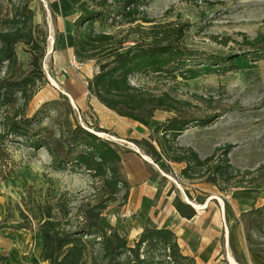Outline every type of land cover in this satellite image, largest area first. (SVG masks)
<instances>
[{
	"label": "rangeland",
	"instance_id": "obj_1",
	"mask_svg": "<svg viewBox=\"0 0 264 264\" xmlns=\"http://www.w3.org/2000/svg\"><path fill=\"white\" fill-rule=\"evenodd\" d=\"M142 3L140 19L151 23L140 20L133 27L139 26L142 31L151 26L184 27L179 45L192 57L185 70L196 71L189 77L176 73L169 79L131 80L142 94L163 103L165 110L156 112L145 124L117 115L122 134L131 139H124L125 143L113 140L116 133L100 127L91 106L99 107L101 103L87 89L89 80L98 73V63L79 62L71 45V35L63 30L64 20L72 22L78 17L71 2L34 0L31 4L34 24L48 34L43 59L48 83L29 104L27 116L32 117L44 103L57 100L61 91L69 93L80 104H88L83 114L74 108L79 122L85 127L96 125L109 132L104 133L105 137L120 146L123 156L133 154L131 148L136 145L129 140L151 138L153 129L169 119L178 116L201 121L202 126L192 125L177 144L193 148L204 160L215 156L218 162L227 156L236 172L234 178L228 183L221 182L218 188L205 180H184L180 174L183 165L167 161L160 165L148 163L145 166L153 183L144 188L146 206H138L133 200L124 206L121 195L119 203L110 205L107 218L130 241L146 228H171L184 252L200 255L201 264H228V254L239 261L241 250L246 248L253 254H264V228L262 231L254 228L251 217L246 215L264 205V49L248 45L264 36V0H143ZM17 5V0L10 3L0 0V34L7 32ZM122 30L123 36H127L129 28ZM52 37V53L56 50L53 54L49 45ZM15 47L23 70L27 71L30 62L27 47L22 44ZM5 72L6 67L0 65V81ZM49 76L57 87L51 85ZM58 110L65 113L63 108ZM3 112L0 106V133ZM50 115L44 126L53 130L58 114ZM9 148L10 159L7 166H2L7 179H0V227L24 223L18 206L24 209L23 200L30 194L40 202L64 200L71 207L93 194L92 183L85 175L54 172L47 150L34 151L25 146ZM172 188L175 190L169 196ZM178 194L183 200L187 197L191 203L208 208L197 210L199 218L194 222L183 221L172 207ZM220 201L224 202L223 206ZM31 228L0 230V249L9 248L12 240H20L32 245L30 252L35 251L41 238L37 223L33 222ZM7 254L0 252L2 256ZM23 260L25 264H44L38 259L32 261L30 256ZM0 264L6 263L0 261Z\"/></svg>",
	"mask_w": 264,
	"mask_h": 264
},
{
	"label": "trees",
	"instance_id": "obj_2",
	"mask_svg": "<svg viewBox=\"0 0 264 264\" xmlns=\"http://www.w3.org/2000/svg\"><path fill=\"white\" fill-rule=\"evenodd\" d=\"M33 1L17 0L9 28L0 34V65L6 67L0 81V106L4 111L0 133V179H7L2 166H7L10 159V146H25L34 151L45 149L54 172L85 175L92 183L93 194L82 198L75 207L64 200L40 202L30 194L23 200L24 209L18 206L24 223L3 225L0 230H31L32 223H37L41 261L45 264H197L196 259L185 255L177 234L170 228H146L138 238L130 241L108 220L106 212L110 205L119 203L122 195V203L126 206L131 195L120 146L90 130L102 134L109 132L96 125L84 128L63 95L44 103L32 117L27 116L29 104L48 83L43 71L48 34L34 24ZM69 1L78 15L74 22L75 58L82 64L98 63V73L89 80L87 89L116 115L145 124L156 112L165 110L163 103L133 86L132 79H169L176 73L183 77L195 74V70H185L192 57L179 45L184 27L151 26L144 31L139 26L133 27L140 20L151 23L140 19L143 0ZM125 27L129 31L124 37L122 29ZM18 44L27 47L30 56L27 71L18 59L15 47ZM248 45L264 49V36ZM52 112L58 114V121H53V130L44 126ZM194 124L202 126L204 123L176 116L156 126L151 138L128 142L138 146L156 165L164 161L183 165L180 174L184 180H205L220 188L221 182H230L236 173L229 158L225 156L217 162L215 156H211L204 160L193 148L177 144ZM186 194L192 201L188 191ZM172 204L181 218L192 221L198 215V211L185 203L179 194ZM246 215L251 217L254 228L263 230L264 205L253 208ZM0 261L10 264L5 255H0Z\"/></svg>",
	"mask_w": 264,
	"mask_h": 264
},
{
	"label": "crops",
	"instance_id": "obj_3",
	"mask_svg": "<svg viewBox=\"0 0 264 264\" xmlns=\"http://www.w3.org/2000/svg\"><path fill=\"white\" fill-rule=\"evenodd\" d=\"M66 21L67 20H64L65 25L63 27V30L66 32H64V31H62V32L66 33L68 35H71V38H70L71 39V45L74 48L73 39H74L75 31H76L74 28V22L76 20H74L72 22L71 21L66 22ZM55 51L56 50L54 49L53 53ZM58 52H60V51H58ZM53 53H51V54H53ZM50 77L51 76H49V81L51 83ZM61 95L67 97V99L69 100V103L73 106V108H75L77 111H79V113L83 114V113L87 112V110L89 108L88 104H85V103L80 104L76 99H74L73 95L66 93L64 91H61L59 98ZM91 106L93 108V112H94L95 116L99 120L100 127L101 128L103 127L107 130H111V131L116 133L117 136L114 139L112 138L113 140H115L116 142L119 141V142L125 143L124 139L130 138L129 135H127V134L123 135L122 134L121 126H120V122H119L120 121L119 116H117L114 112L110 111L103 104L102 105L100 104L99 107H96L94 105H91ZM81 125L85 128V126L82 123H81ZM105 139H107V138L105 137ZM108 140H110V139H108ZM110 141H112V140H110ZM131 151L133 152V154L124 155V156L122 155L124 172L128 178V181H129V184L131 187V195H130L128 202H131L133 200V202H135L136 205L145 207L146 206L145 200L147 198V194H145L144 188H146L149 183H153V181L151 179V175H149V173H147L145 164H148V163L151 164V163L149 160H146V159L144 160L141 157V155H144V154H142V152L139 151V149H136L135 147H133V148H131ZM172 207L174 209L175 214L179 218H181L180 215H178L174 206H172ZM197 218H199L198 215L196 217H194V220ZM181 219L183 221L188 222V223L194 222V220L189 221V220L184 219V218H181ZM111 224L113 225L112 221H111ZM157 228H159V227H157ZM165 228H168V227H165ZM165 228H159V229H165ZM29 244L30 243H28V242L22 243L20 240H17V241L12 240V245H10L9 248H7V249H5V248L0 249V252L9 253V254H7L8 255L7 257L9 258L10 264H25L23 257H26V256H30L32 261H33V259L34 260L38 259L40 261L41 260V254H42V252H41V240L38 241L36 250L33 252H30L32 245H29ZM204 247H206V246H204ZM204 249H205V251L207 250L206 248H204ZM183 252H184V250H183ZM185 255L192 257L194 259L197 258V261H196L197 264L198 263L201 264V262L199 261L200 255L194 256V255L186 254V253H185ZM226 259L228 261V255H227ZM235 261H237V260H235ZM237 262H238V264H264V254H260V255H257L255 253L253 254L249 251V249L246 248L244 250H241V257H240V260ZM211 264H213V262ZM214 264H217V262L216 263L214 262ZM228 264H230L229 261H228Z\"/></svg>",
	"mask_w": 264,
	"mask_h": 264
},
{
	"label": "bare ground",
	"instance_id": "obj_4",
	"mask_svg": "<svg viewBox=\"0 0 264 264\" xmlns=\"http://www.w3.org/2000/svg\"><path fill=\"white\" fill-rule=\"evenodd\" d=\"M50 46H51V48H50V53H52V46H53V38H50V44H49ZM50 79H51V82H52V85L54 86V87H57L58 86V84L55 82V80L52 78V77H50ZM99 136H101V137H104L105 136V134L103 133V134H99ZM114 139V138H113ZM136 149H138L136 146H134ZM144 159H146V160H149L150 162H152V160L148 157H145ZM186 201H188L187 199H186V197L184 198ZM189 202V201H188ZM221 202V201H220ZM191 203V202H190ZM222 203V206H223V204H224V202H221ZM195 205V207L200 211V210H206L207 208H208V206L207 205H203V206H200V205H197L196 203L194 204ZM228 261L230 262V264H238V262L237 261H235V259L232 257V255L231 254H228Z\"/></svg>",
	"mask_w": 264,
	"mask_h": 264
},
{
	"label": "water",
	"instance_id": "obj_5",
	"mask_svg": "<svg viewBox=\"0 0 264 264\" xmlns=\"http://www.w3.org/2000/svg\"><path fill=\"white\" fill-rule=\"evenodd\" d=\"M92 133H95L97 136H99V134H102V133H97V132H95V131H93V130H90ZM100 138H105V136L104 137H101V136H99ZM108 140V139H107ZM110 141V140H109ZM132 145H134V144H132ZM136 147H138V146H136ZM139 149V148H138ZM139 151H141L140 149H139ZM141 157L144 159L145 157H147L146 155H141ZM149 157V156H148ZM147 157V158H148ZM150 158V157H149ZM145 160V159H144ZM151 164H155L154 163V161L152 160V162H150ZM186 199L188 200V198L186 197ZM185 203H188L189 205H191L192 207H194L196 210H198L196 207H195V205L193 204V203H190V201L188 202V201H186V200H183Z\"/></svg>",
	"mask_w": 264,
	"mask_h": 264
},
{
	"label": "built area",
	"instance_id": "obj_6",
	"mask_svg": "<svg viewBox=\"0 0 264 264\" xmlns=\"http://www.w3.org/2000/svg\"><path fill=\"white\" fill-rule=\"evenodd\" d=\"M74 60H76V59H74Z\"/></svg>",
	"mask_w": 264,
	"mask_h": 264
}]
</instances>
